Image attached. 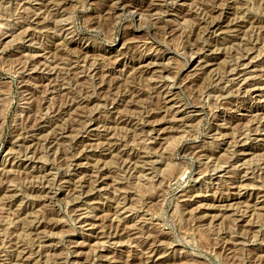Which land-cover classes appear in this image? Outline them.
I'll list each match as a JSON object with an SVG mask.
<instances>
[{
    "label": "rangeland",
    "instance_id": "rangeland-1",
    "mask_svg": "<svg viewBox=\"0 0 264 264\" xmlns=\"http://www.w3.org/2000/svg\"><path fill=\"white\" fill-rule=\"evenodd\" d=\"M0 264H264V0H0Z\"/></svg>",
    "mask_w": 264,
    "mask_h": 264
},
{
    "label": "bare ground",
    "instance_id": "bare-ground-1",
    "mask_svg": "<svg viewBox=\"0 0 264 264\" xmlns=\"http://www.w3.org/2000/svg\"><path fill=\"white\" fill-rule=\"evenodd\" d=\"M153 4H154V3H153ZM115 8H116V7H115ZM217 25H218V24H217ZM142 65H143V64H142ZM209 65H210V63H209ZM242 65H243V64H242ZM244 65L246 66V64H244ZM244 65H243V66H244ZM139 67H140V66H139ZM235 67H236V66H235ZM239 68H240V67H239ZM241 69H242V68H241ZM241 69H240V70H241ZM243 69H244V67H243ZM231 72H232V71H231ZM241 72H242V71H241ZM241 72H239V73H241ZM241 74H242V73H241ZM237 76H238V75H237ZM241 76H242V75H241ZM240 79H241V77H240ZM243 79H245V78H243ZM243 79H242V81H243ZM246 79H248V78H246ZM246 79H245V80H246ZM240 81H241V80H240ZM237 82H239V81H237ZM244 82H245V81H244ZM242 83H243V82H242ZM242 83H241V84H242ZM243 84H244V83H243ZM253 89H254V88H253ZM255 89H256V88H255ZM258 120H259V119H258ZM255 121H256V120H255ZM262 123H263V122H262ZM259 126H260V125H259ZM255 128H256V127H255ZM257 130H258V129H257ZM258 131H259V130H258ZM251 132H252V131H251ZM233 137H234V136H233ZM108 145H109V144H108ZM64 156H65V155H64ZM218 211H219V210H218ZM244 212H245V211H244ZM7 213H8V212H7ZM13 246H14V245H13ZM57 260H58V259H57Z\"/></svg>",
    "mask_w": 264,
    "mask_h": 264
}]
</instances>
